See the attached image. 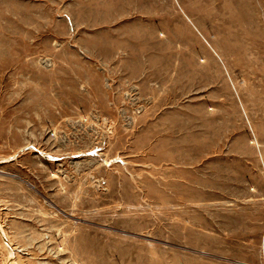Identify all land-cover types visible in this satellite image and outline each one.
<instances>
[{
  "label": "rangeland",
  "instance_id": "obj_1",
  "mask_svg": "<svg viewBox=\"0 0 264 264\" xmlns=\"http://www.w3.org/2000/svg\"><path fill=\"white\" fill-rule=\"evenodd\" d=\"M0 228V264H264V0H0Z\"/></svg>",
  "mask_w": 264,
  "mask_h": 264
},
{
  "label": "bare ground",
  "instance_id": "obj_2",
  "mask_svg": "<svg viewBox=\"0 0 264 264\" xmlns=\"http://www.w3.org/2000/svg\"><path fill=\"white\" fill-rule=\"evenodd\" d=\"M1 229V228H0ZM1 232H3V231H1ZM0 235H2L1 233H0Z\"/></svg>",
  "mask_w": 264,
  "mask_h": 264
}]
</instances>
